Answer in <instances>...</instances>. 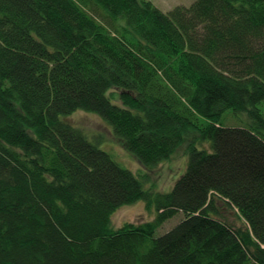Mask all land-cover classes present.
<instances>
[{
	"label": "trees",
	"instance_id": "16d2710c",
	"mask_svg": "<svg viewBox=\"0 0 264 264\" xmlns=\"http://www.w3.org/2000/svg\"><path fill=\"white\" fill-rule=\"evenodd\" d=\"M77 112L149 171L197 133L185 173L145 190ZM0 264H264V0H0Z\"/></svg>",
	"mask_w": 264,
	"mask_h": 264
},
{
	"label": "rangeland",
	"instance_id": "374dc122",
	"mask_svg": "<svg viewBox=\"0 0 264 264\" xmlns=\"http://www.w3.org/2000/svg\"><path fill=\"white\" fill-rule=\"evenodd\" d=\"M150 1L163 12L172 11L176 7H190L196 2V0ZM119 92V90H115V101L121 104L118 96ZM71 119L88 135L92 142L98 144L103 151L110 154L118 164L134 172L143 183L144 189L152 191V193H169L172 191L175 184L185 173L187 168V146L184 144L188 143V140L192 141L193 136H198L197 133H192V136H190V138L176 150L169 161L159 165L154 170L149 171L143 168L140 162L124 149L121 142L113 135L109 126L97 115L86 112H77ZM225 122L226 126L231 127H240L243 124V121L235 119L230 115L226 117ZM197 146L208 150L211 149L209 143H199ZM155 217L156 213L154 211L151 212L147 210L145 201H140L136 204L124 206L119 209L112 217V225L115 229H118L127 223L140 224L151 222ZM184 219V214L180 213L174 218L168 220L157 230L156 237L169 233Z\"/></svg>",
	"mask_w": 264,
	"mask_h": 264
}]
</instances>
